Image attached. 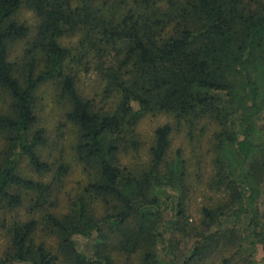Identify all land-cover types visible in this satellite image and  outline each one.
<instances>
[{
    "label": "trees",
    "instance_id": "trees-1",
    "mask_svg": "<svg viewBox=\"0 0 264 264\" xmlns=\"http://www.w3.org/2000/svg\"><path fill=\"white\" fill-rule=\"evenodd\" d=\"M22 8L34 13V27L18 17ZM71 38L74 43H65ZM19 41L22 54L11 59ZM80 70L101 81L99 99L78 90ZM43 88L74 128V157L85 175L60 218L44 206L69 165L60 162L52 179H43L52 171L40 154L48 142L38 124ZM0 92L6 97L0 133L7 141L0 209L20 205L22 197L9 189L23 187L32 192L30 208L44 210L58 238L56 253L36 242L35 218L14 222L0 264H113L99 247L90 256L77 249L75 238L101 246L110 235L139 264H175L160 261L153 243L163 209L173 211L166 231L188 220L181 198L185 160L179 149L169 156L172 126L154 129L141 166L121 161L141 145L136 125L144 114L171 115L189 133L201 121L215 126L208 187L225 201L201 208V227L182 228L195 242L180 264H198L224 247L226 221L233 229L227 243L251 249L250 262L256 246H264V0H0ZM18 156L40 179L16 172ZM91 198L112 211L96 215Z\"/></svg>",
    "mask_w": 264,
    "mask_h": 264
},
{
    "label": "rangeland",
    "instance_id": "rangeland-1",
    "mask_svg": "<svg viewBox=\"0 0 264 264\" xmlns=\"http://www.w3.org/2000/svg\"><path fill=\"white\" fill-rule=\"evenodd\" d=\"M21 21L28 23L31 28L36 24L34 13L26 8H22L18 16ZM75 38L65 40V43H74ZM24 46L23 41L16 42L13 45L10 53V58L21 56V50ZM77 88L84 97H95L99 99L97 94L100 92L102 83L97 75L91 70L89 72L80 70L77 74ZM41 91L39 125H42L46 130L48 142L40 150L41 157L51 164V172L43 177L44 180L52 179V172L55 171L58 164L64 161L69 165L68 174L63 181L57 183L48 194V200L44 208L57 217L68 212V205L74 199L77 191L81 190L84 180V172L82 166L78 164L74 157L73 144L75 141V132L72 125L64 119L62 108L55 102L54 95L51 91L45 88ZM6 105L5 94L0 92V111ZM133 108L138 109V104L133 103ZM164 123H169L172 126L171 144L169 156L174 157L176 150L181 151V155L185 160L186 182L185 191L182 192L186 215L188 217L185 225L182 221L176 228H168L166 231L163 228L164 222L172 216L173 211L170 207L162 210V214L153 229V243H158L156 253L162 256V262L173 259L175 264H180L182 260L190 253V248L193 247L195 238L194 235L185 234L182 228L184 227H201L203 206L213 207L216 203L224 202L225 197L219 191H213L208 187V180L212 168V159L216 155L214 143V125L208 121H201L189 133L188 126L182 122H177L171 115L159 114H144L136 125L137 137L141 143L137 152L124 153L121 156V161L127 165L141 166L148 154V148L153 141L154 129ZM7 141L5 136L0 133V164H4L6 160ZM12 158V154H10ZM16 172L24 177L32 179H40V175L35 173L27 159L24 156H18L16 162ZM10 192L19 194L23 202L15 207H3L0 209V259L5 256L10 245V227L14 222H23L30 218H35L38 221V232L36 233V242L43 241L54 249L57 253L58 238L56 233L47 227L42 218L43 211L36 209L33 211L30 208L29 200L32 196L30 191L23 187L11 186ZM89 206L96 215H101L104 210L110 209L111 204L107 205L101 199L91 198ZM43 208V209H44ZM154 220H152L153 222ZM224 232L220 246L212 253L206 254L198 264H264V246L258 244L256 250L253 251V262H250L248 250H238L232 243H227L226 236H232V228L228 222H225ZM162 231L159 237L158 233ZM239 231L234 229V235ZM79 240L77 249L84 251L88 256L92 255L95 248L100 252L110 255L113 264H139L137 255H129L122 251L116 244V238L110 235L101 246L94 241H87L80 236H75ZM160 238V239H159ZM166 249L164 250V247ZM101 249V250H100Z\"/></svg>",
    "mask_w": 264,
    "mask_h": 264
}]
</instances>
